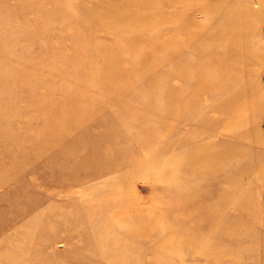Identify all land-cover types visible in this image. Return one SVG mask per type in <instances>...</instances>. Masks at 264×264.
<instances>
[{"label": "rangeland", "instance_id": "374dc122", "mask_svg": "<svg viewBox=\"0 0 264 264\" xmlns=\"http://www.w3.org/2000/svg\"><path fill=\"white\" fill-rule=\"evenodd\" d=\"M0 264H264V0H0Z\"/></svg>", "mask_w": 264, "mask_h": 264}, {"label": "bare ground", "instance_id": "6f19581e", "mask_svg": "<svg viewBox=\"0 0 264 264\" xmlns=\"http://www.w3.org/2000/svg\"><path fill=\"white\" fill-rule=\"evenodd\" d=\"M102 8H103V11L99 14V15H97L96 16V18L97 19H95L96 21L98 20V21H100V19H102V18H104V19H102V20H105V18H109V16H108V8H109V5L105 8V10H104V7H103V5H102ZM151 10H153L152 12H154V9H151ZM114 14H115V16H114V20H116L117 22L118 21H121L122 23H130L131 24V22H133L134 20L136 21V17L134 16V14L132 15V13H127V12H124V11H122L123 13L121 14V12L120 11H118V10H115L114 9ZM148 12H150V11H148ZM104 13V14H103ZM126 13H127V15H126ZM137 16V15H136ZM135 17V18H134ZM115 21V22H116ZM167 178H168V175H167ZM160 183V182H159ZM159 185V184H158ZM168 188V187H167ZM162 190H163V188H162ZM161 191V190H160ZM162 195V194H161ZM106 197V196H105ZM106 199V198H105ZM107 200V199H106ZM103 202H104V200H103ZM125 204V203H124ZM132 208V207H131ZM141 208V207H140ZM139 207H138V209H140ZM137 215V214H136ZM135 215V216H136ZM135 218V217H134ZM133 218V219H134ZM133 221V220H132ZM139 222H141L140 220H139ZM138 222V223H139ZM141 224H142V222H141ZM143 225V224H142ZM143 227V226H142ZM138 229V228H137ZM124 230H125V228H124ZM131 230H129V232H130ZM91 233V232H90ZM133 233H134V231H133ZM127 234V233H126ZM142 234V233H141ZM137 235H139V233H137ZM151 235V234H150ZM128 236V235H127ZM142 236V235H141ZM167 236V235H166ZM169 236V235H168ZM152 237V236H151ZM163 238V237H162ZM169 239H170V237H169ZM134 261H135V259H133Z\"/></svg>", "mask_w": 264, "mask_h": 264}]
</instances>
